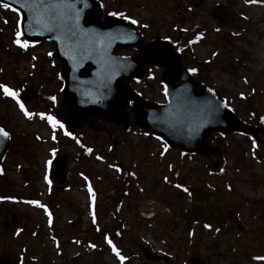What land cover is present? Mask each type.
Wrapping results in <instances>:
<instances>
[{"label":"rangeland","instance_id":"obj_1","mask_svg":"<svg viewBox=\"0 0 264 264\" xmlns=\"http://www.w3.org/2000/svg\"><path fill=\"white\" fill-rule=\"evenodd\" d=\"M99 1L106 13L123 12L137 20L138 26L147 24L143 27L147 41L173 37L183 50L186 67L197 69L200 82L218 90L242 120L260 123L264 116V0ZM217 6L225 8L226 21H230L221 27L212 16ZM18 19L20 22V15L18 18L11 10L0 8V83L19 91V96L25 90L29 95L35 91L37 96L21 101L33 114L29 120L15 101L0 92V120L11 133L9 151L0 167V257L8 254L18 264H151L136 251L147 241L168 253L170 264H189L194 254L202 257L199 264H264L252 260L264 256L263 134L258 146L257 141L242 135L222 137L227 144L219 174L208 173V159L180 158L175 149L164 151V159L158 160L163 143L135 126L130 131L109 127L118 140L113 152L112 140L102 130L86 131L81 137L65 136V125L56 112L62 100L61 68L48 55L54 52V44L18 48L12 43ZM202 34L204 38L196 40ZM161 72L153 69V79L138 84L144 97L163 100ZM50 96L56 98L55 103ZM38 114L54 117L64 129L54 131ZM89 145L93 153L87 158ZM58 154L72 156L66 187L49 180L47 161ZM184 159L188 160L182 162ZM115 163L125 170H133L137 164L143 195L133 203V209L125 211L123 206L117 219L124 176L115 170L119 167ZM183 183L208 192L210 202L205 203L214 205L218 213L235 212L241 229L230 222L225 228L218 226L219 231L196 225L191 227L196 234L188 244L182 214L190 204L189 192L183 195L186 187H175ZM29 200L47 208L51 223L44 208L25 203ZM173 208H179V213ZM9 210L22 217L16 231L3 229V217ZM152 213L155 216L146 219ZM116 230L121 237L114 235ZM105 237L125 258L123 262Z\"/></svg>","mask_w":264,"mask_h":264},{"label":"water","instance_id":"obj_2","mask_svg":"<svg viewBox=\"0 0 264 264\" xmlns=\"http://www.w3.org/2000/svg\"><path fill=\"white\" fill-rule=\"evenodd\" d=\"M0 3H7L20 13L23 37L29 43L48 41L55 44L52 57L61 63V77L64 80L59 114L71 132L83 133L86 124L93 127L99 124V121L117 124L123 130H127L133 123L161 137L173 148L207 156L211 160L209 169L212 171L220 170L223 163L222 147L225 145L224 141H219L216 147L211 145V138L215 133L221 135L238 133L257 137L258 129L242 123L232 110L223 107L226 103L215 90L200 85L186 71L170 42L146 44L134 25L118 17L104 15L103 6L98 0H75V3L81 13L80 26L83 30L97 34H115L117 30L124 33L121 38L113 40L104 53V59L113 62L114 67L124 66L122 69L117 68L111 78L103 70L100 56L91 54L90 58H81L83 53H80L77 56L78 63H75L74 67V60L70 59L68 54L74 41L58 40L56 38L58 33L55 31L45 32L36 26L30 29L32 18L20 7L23 0H0ZM214 16L220 21L224 19L223 15L219 16L217 13ZM126 34H131L134 39H127ZM130 48H135L140 53L134 56L117 53ZM151 64L164 68L162 81L168 93L165 104L143 100L130 86L132 80L149 76L148 67ZM23 98L28 99L26 96ZM187 99L193 102L191 106L187 105ZM207 101H211L214 109L211 113L204 108ZM177 110L189 111L191 120L178 122L173 115L165 119L166 114H174ZM190 127L196 128L193 134L189 132ZM0 128L6 131L1 124ZM9 139V133L7 137L0 136V165L7 153ZM67 175V156L59 157L54 162L51 178L54 183L64 185ZM191 195L197 202L207 196L206 192L199 189H192ZM208 212L211 211L195 206L186 213L185 219L188 222L202 220L207 224H213L217 218L207 216ZM230 218L233 222L232 216ZM20 224L21 218L14 211L10 210L5 214L3 221L5 230H17ZM0 264L17 263L5 254L0 258ZM191 264H198V259L193 258Z\"/></svg>","mask_w":264,"mask_h":264},{"label":"snow or ice","instance_id":"obj_3","mask_svg":"<svg viewBox=\"0 0 264 264\" xmlns=\"http://www.w3.org/2000/svg\"><path fill=\"white\" fill-rule=\"evenodd\" d=\"M248 3H255L256 0H247ZM22 9H25L29 15L31 16V22L29 24V28L31 29L33 26L38 27L42 31L45 32H57V39L61 40H70L74 41V43L69 48V58L74 60V67L75 63H78L77 56L80 53H83L81 58H90L91 54H96L101 57V64L103 70L109 75L111 78L112 75H115V71L117 68L122 69L123 65H117L114 67L113 62L104 59V53H106L108 46L110 43L117 39L121 38L124 33L121 30H117L115 34L113 33H106V34H97L90 31H85L80 26V10L76 7L75 0H23V3L20 4ZM0 8L9 9L13 13L17 14L19 18V13L17 12L16 8H10L9 4L7 3H0ZM109 16L118 17L121 20H125L132 25H136L138 23L137 20L130 18L129 16L125 15L123 12H110L108 13ZM141 27L147 28V24H141ZM24 33L21 30V25L17 23L16 31H15V39L12 41L18 48L21 50H26L30 43L29 41L23 39ZM127 39L132 40L134 37L131 34H126ZM201 39L199 35H197L196 40ZM195 41H190V43H194ZM179 50V49H178ZM51 56V53H48ZM213 56L216 53L212 54ZM33 59H36L33 57ZM34 67V66H33ZM192 74L197 72V69L192 68L189 69ZM0 92H2L3 96L8 97L15 101L16 105L19 107L21 113H23L24 117L27 119H32L33 114L29 112L24 104L19 99V91H14L12 88L6 86L5 84H0ZM165 96L167 97V88L164 89ZM241 98L243 99V93H241ZM50 99L53 103H55L56 98L54 96H50ZM188 106H191L193 102L190 99L186 100ZM223 107H227V104H224ZM204 108L207 109L209 113L213 112L214 109L211 105V101H207L204 104ZM203 110V109H202ZM40 115L41 119H46L49 125L52 126L53 130L55 131L56 128L64 129V125L59 123L55 120L52 116H44V114ZM169 115H173L175 120L178 122H189L191 120V113L189 111H179L177 110L174 114H166L165 119H168ZM261 123H264V116L260 118ZM196 131L195 127H190L189 132L193 134ZM65 136H71V133L64 131ZM148 135V133H145ZM0 136L7 137L8 133L3 129L0 128ZM55 139V135L52 137ZM39 139V137H37ZM157 140L160 137H156ZM78 144L80 143L78 140L76 141ZM82 148L84 145H80ZM255 146V145H253ZM164 151H167L168 145H163ZM87 153H91L92 149L87 148L85 149ZM164 151L160 153L161 156L164 155ZM97 160H100L101 157L97 156ZM48 164H51V161H47ZM110 167H112L110 165ZM117 172L120 171V168L115 169ZM45 182H48V177H44ZM175 187L180 188L181 185L177 184ZM184 192H187V188L182 189ZM88 194L90 197L93 196L92 188H88ZM25 203L35 205L36 207L44 208L45 214L49 217V223H51V214L48 212L47 208L44 207L36 200H29L25 201ZM93 224H95V216L93 215L92 219ZM205 228H209V225H205ZM219 231V229H217ZM189 235H192L189 233ZM106 242L108 243L109 247H111L112 252L117 256V258L123 262L125 259L123 256L119 254L114 246H112L111 240L105 237ZM91 247H95V245H91ZM252 260L254 261H264V256H253Z\"/></svg>","mask_w":264,"mask_h":264},{"label":"flooded vegetation","instance_id":"obj_4","mask_svg":"<svg viewBox=\"0 0 264 264\" xmlns=\"http://www.w3.org/2000/svg\"><path fill=\"white\" fill-rule=\"evenodd\" d=\"M132 53H133L132 51L128 52V54H132ZM109 127H111V126H106V127H104V129H107ZM106 136L109 139L112 140V146L110 147V152H113L115 146L118 143V140L114 136L113 133L112 134L106 133ZM156 157H157V155H156ZM114 165H118L119 168L121 169V173H120L121 177L123 176V173L125 175L124 181L121 183L122 185H121L119 197H118V200H117V205H118V207L120 206V208L117 209V210L115 208V210L118 213L117 214L114 213L115 216H116V219H117V218H119L120 214L123 213V209H122L123 206H125V211H126L127 207H129V209H133V203L136 202L137 200L141 199V197H143V195L141 194L142 193V188L140 187L139 180H138L139 176H138V174L136 172V170L138 168L137 164H135L133 166L134 167L133 170L132 169L125 170L123 168V166H121V164L115 163ZM183 186H185L186 188L188 187V186H186L185 183H183ZM188 191H189V196L188 197L190 198V189H188ZM181 193L184 195L183 192H181ZM209 198H210V196H209ZM205 202L208 203V202H210V200L207 199L206 201L202 202L201 205L205 206V207H209L215 213H218V211H216L214 205L210 206V205H207ZM189 203L190 204H189L188 208H191V206L194 204L191 201V198H190ZM186 210H185V212H186ZM173 212L174 213L177 212V214H178L179 213V208L178 209L173 208ZM185 212L182 214L183 215V219H184ZM154 215H155V213H154ZM124 216H125V213H124ZM126 220L127 219L124 217V221H126ZM196 225H197V227L198 226H203L204 227V223H201V222L200 223H196V224H186L185 232H186V238H187V243L188 244H191L190 241H189V238L190 237H195V234H196V232L194 231V228H191V227H194ZM216 227H218V226H216ZM200 228H202V227H200ZM116 232H118V230H116ZM116 232L114 234L115 236H116ZM189 233H191L192 235H189ZM198 234H200V232ZM119 237H121V236H119ZM143 244L144 245H140L139 246L138 250H139V255L142 256L145 261H147L148 263H151V264H158V263L161 264L162 262H164V264H170L169 262L171 261V258L168 256V253H166L165 251H162L160 248H156L154 245H150V243H148L147 241L144 242ZM196 255H197V257L199 259V263H200L201 260H202V257L199 254H194V256H196ZM147 258H150L151 261H148Z\"/></svg>","mask_w":264,"mask_h":264}]
</instances>
